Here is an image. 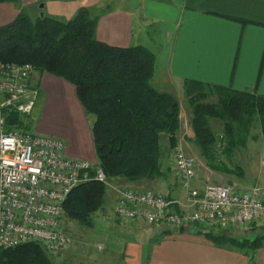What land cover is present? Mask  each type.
Masks as SVG:
<instances>
[{
  "label": "crops",
  "instance_id": "0c3cea01",
  "mask_svg": "<svg viewBox=\"0 0 264 264\" xmlns=\"http://www.w3.org/2000/svg\"><path fill=\"white\" fill-rule=\"evenodd\" d=\"M112 1L115 3L93 16L97 17L95 38L112 47L144 46L151 51L155 56L151 83L157 90L179 100L184 81L194 80L264 97V0H10L0 3V26L12 23L21 13L31 19L43 12L45 16L70 20L81 8L89 10ZM31 82L39 89L40 97H45L41 110L37 106L33 131L62 139L65 153L71 158L95 162L93 118L85 114L74 86L46 72H34ZM181 113L180 107L177 143L185 142L183 132L187 138L193 137L191 114L185 124ZM163 147L161 177L153 181H110L103 205L112 204V215L116 217L119 188L151 190L184 201L185 191L177 179L173 180L170 158L165 155L170 150L166 135ZM258 163L263 171L264 159L258 156L252 172ZM193 184H204L198 172ZM254 185L264 196L260 171L257 179L244 187ZM108 225L115 227L120 240L115 248L111 245L113 249L100 243L108 261L100 258L94 264H264V247L257 249L250 261L243 250L216 247L208 233L157 229L143 221ZM233 229L243 233L248 230ZM223 232L239 238L232 230Z\"/></svg>",
  "mask_w": 264,
  "mask_h": 264
},
{
  "label": "trees",
  "instance_id": "16d2710c",
  "mask_svg": "<svg viewBox=\"0 0 264 264\" xmlns=\"http://www.w3.org/2000/svg\"><path fill=\"white\" fill-rule=\"evenodd\" d=\"M10 0H0V3ZM97 17L81 8L70 20L43 15L36 19L21 13L12 23L0 26V61L30 63L35 72L60 77L74 86L78 101L93 118L91 135L97 160L111 180L153 181L163 175L160 140L168 136L169 148L177 143L180 104L172 94L157 90L151 80L155 56L144 46L112 47L97 41ZM183 96L191 108L189 138L216 172L230 174L215 164L217 137L212 121L223 123L226 148L244 145L255 117L264 137V97L229 87L185 80ZM211 99H214L211 101ZM20 121L7 116V126ZM106 187L97 181L76 186L63 208L65 216L88 226L91 215L103 205ZM254 236L235 238L211 232L208 239L216 247H233L253 253L264 247V232L253 226ZM0 264H53L38 243L0 249Z\"/></svg>",
  "mask_w": 264,
  "mask_h": 264
},
{
  "label": "built area",
  "instance_id": "2783aa9c",
  "mask_svg": "<svg viewBox=\"0 0 264 264\" xmlns=\"http://www.w3.org/2000/svg\"><path fill=\"white\" fill-rule=\"evenodd\" d=\"M34 72L30 63L0 61V249L34 242L54 255L68 243L63 205L70 192L89 181L110 187V180L98 161L71 158L62 139L33 131L40 93L31 82ZM10 113L20 121L8 127ZM170 152L184 201L151 190L119 188L118 220L201 234L264 224V196L259 187L237 189L214 182L192 186L197 160L181 143Z\"/></svg>",
  "mask_w": 264,
  "mask_h": 264
},
{
  "label": "rangeland",
  "instance_id": "374dc122",
  "mask_svg": "<svg viewBox=\"0 0 264 264\" xmlns=\"http://www.w3.org/2000/svg\"><path fill=\"white\" fill-rule=\"evenodd\" d=\"M115 2H109L107 4H102L97 7H93L89 9L90 17L93 18L94 15L99 14L101 11H103L106 6H111ZM118 3V2H117ZM159 73V72H158ZM157 73V74H158ZM185 97L182 95V97L179 98V104L181 107V114L183 123H187L185 121L188 120V116L191 112V108L187 102ZM45 100V97L42 95L38 98L37 106L40 105V110L43 105V102ZM214 99H211L213 101ZM190 117V116H189ZM33 118L32 122L35 124L37 119ZM31 122V124H32ZM32 126V125H31ZM211 128L213 130V133L217 137V143L215 147V156H216V163L215 164H222L226 168L232 171L230 174H224L216 171L210 170L206 164L204 159L200 156L198 150L194 146V144L191 142L189 138L186 137V132L184 133V139L185 142H180L185 149L186 153L193 156L197 160V172L198 176L202 178V180L207 182H214V183H229L233 187L237 189H242L245 184L251 183L257 179L258 172L260 171L261 177H262V183L264 181V168L262 171V167H260L259 163L258 168L256 169L255 173L254 171H251V166L253 165V162L256 161L258 158L264 159V137L261 133L260 123L257 117L254 118L252 121V124L249 126V131L246 134V137L244 138V145L240 147H236L235 149H228L226 148L227 145V139L224 134L223 130V123L221 121H212ZM185 131V130H183ZM189 133V129H188ZM160 163L162 164L164 161V147H163V137L160 140ZM171 148L169 151L166 150L165 155H167V158H170L171 168L172 167V159H171ZM249 158V159H248ZM98 161V160H96ZM95 161V162H96ZM247 176L245 177V172ZM250 171V173H249ZM262 171V172H261ZM174 178L173 180L177 179L179 181V178L177 177L175 171L173 170ZM249 174H253L254 176H250ZM253 177L254 179H252ZM122 180V179H121ZM125 181V180H124ZM180 182V181H179ZM192 186H197L195 184H192ZM253 187H259L257 185H254ZM252 187H248V189H251ZM138 190V189H136ZM142 191V190H141ZM106 192L108 193V189L106 188ZM111 203L104 204L100 207L99 210H97L95 213L91 215V223L88 226L80 225L79 223L75 221H71L67 218H65L64 225H63V231L68 237V243L66 247L59 252L55 253L54 255H48L50 260L53 264H94V262H97L96 259L102 258L103 261H108V254L106 249H102V251H99L98 246L108 244L106 248H111V245L114 246V248L117 246L116 242L121 235L116 233L115 227L112 225H108L109 223L113 224H119L120 221L117 220V218L111 214ZM254 227L248 228L246 230V233H243L242 231H238L237 229H214L212 232H223L225 230H232V234L240 237L248 236L250 239H252L254 236L252 235ZM211 233V232H210ZM240 233V234H239ZM96 256H99L96 258ZM112 259V257H111Z\"/></svg>",
  "mask_w": 264,
  "mask_h": 264
},
{
  "label": "water",
  "instance_id": "95a60500",
  "mask_svg": "<svg viewBox=\"0 0 264 264\" xmlns=\"http://www.w3.org/2000/svg\"><path fill=\"white\" fill-rule=\"evenodd\" d=\"M42 7H43V5H40V8H42ZM40 17H43V12L40 13ZM257 228L259 231L264 232V224L257 226ZM252 230H254V229H252Z\"/></svg>",
  "mask_w": 264,
  "mask_h": 264
}]
</instances>
